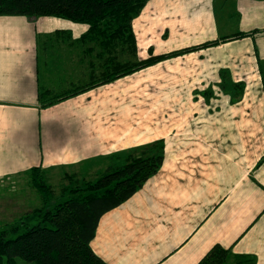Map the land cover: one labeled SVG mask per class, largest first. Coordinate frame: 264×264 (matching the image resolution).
I'll use <instances>...</instances> for the list:
<instances>
[{"label":"crops","instance_id":"crops-1","mask_svg":"<svg viewBox=\"0 0 264 264\" xmlns=\"http://www.w3.org/2000/svg\"><path fill=\"white\" fill-rule=\"evenodd\" d=\"M154 1L178 11L174 17L181 18V26L200 12L207 18L196 36L177 30L168 52L193 45L188 44L193 38L201 44L246 33L196 52L228 69L231 81L243 82L244 90L234 102L233 92L208 91L200 110L192 112L195 119L172 127L168 137L154 138L164 144L161 168L101 217L91 249L106 264H196L218 244L264 264V0ZM219 5L230 10L222 14L225 21L239 18L237 31L219 32ZM63 21L0 16V180L34 167L50 175L98 159L108 161L106 169L110 156L149 142L139 136L131 140L123 126L125 132L117 134L99 126V109L106 111L96 95L102 87L40 107L41 92L65 89L56 87L64 80L89 78L76 42L87 26ZM183 127L186 136L178 132Z\"/></svg>","mask_w":264,"mask_h":264},{"label":"trees","instance_id":"trees-1","mask_svg":"<svg viewBox=\"0 0 264 264\" xmlns=\"http://www.w3.org/2000/svg\"><path fill=\"white\" fill-rule=\"evenodd\" d=\"M150 1L0 0V16L51 17L87 26L76 42L81 62L89 68L88 80L57 92H41L40 107H53L162 60L247 36L239 32L160 55L149 48L148 58L141 59L132 24ZM218 74L220 90L233 92L231 102L239 100L244 83L232 82L228 69ZM164 154L161 140L114 154L109 157L111 165L95 180L69 183L56 196L45 171L31 168L30 185L42 206L0 226V264H18L17 259L28 264H106L91 249L101 217L134 196L159 171ZM196 264H256V258L216 244Z\"/></svg>","mask_w":264,"mask_h":264},{"label":"rangeland","instance_id":"rangeland-1","mask_svg":"<svg viewBox=\"0 0 264 264\" xmlns=\"http://www.w3.org/2000/svg\"><path fill=\"white\" fill-rule=\"evenodd\" d=\"M216 3L218 4V1ZM228 3L229 5L232 4L230 0ZM170 8L167 2L153 0L144 8L137 17L138 19L133 21L132 28L137 41V53L141 59L148 58L149 48L155 49L154 54L169 53L167 50L173 48L177 41L175 40L176 35H173L176 34L177 30L181 33V29H183L185 32H190L196 36L203 29L202 21H206L207 18H204L201 12L194 21L191 20L190 25L181 26V18L174 17L178 11L174 12ZM222 9L225 7L222 8L220 5L217 7V20L221 23L219 32L223 34L237 31L239 18L233 17L225 21L222 14L228 13L230 10L222 11ZM63 22L64 24L81 26L66 20ZM179 33L178 35H180ZM183 34L187 35V33ZM197 42V39L193 38L188 44L197 45ZM147 46L149 47L145 53L144 49ZM207 57H202L199 53L194 52L168 58L131 76L101 86L102 88L96 94L98 106H103L106 111L99 109V126L112 127L116 134L125 129L129 132L131 140L133 138L136 140L139 136L140 140L143 138L149 141L144 145L155 142L154 138L156 137H168L172 127L177 125L180 128L182 122L195 119L192 117V112L196 109L200 110L199 107L206 99L204 95L216 87L219 88L220 77L218 79L216 74L219 73L220 69L217 64L212 65L208 60L206 61ZM245 67L247 66L241 64V70L247 74L248 71ZM262 74L264 77L263 60ZM78 83L83 82L64 80L58 82L56 87L66 89ZM55 91L57 92V90ZM96 95L94 93L92 98H95ZM175 130L176 128H173L172 131L175 132ZM185 131L184 127L178 129V132L182 133L181 135L186 136ZM107 164L108 161L98 159L89 164L61 167L50 175L45 171L46 181L56 196L59 195L60 189L69 183L95 180ZM41 206L40 196L30 185L29 172L0 180V226L13 223L26 213ZM16 261L18 264H28L20 259Z\"/></svg>","mask_w":264,"mask_h":264}]
</instances>
